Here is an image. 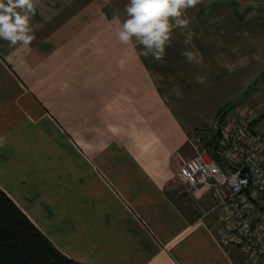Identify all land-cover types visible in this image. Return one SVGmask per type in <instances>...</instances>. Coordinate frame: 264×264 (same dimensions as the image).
Wrapping results in <instances>:
<instances>
[{
    "label": "crops",
    "instance_id": "1",
    "mask_svg": "<svg viewBox=\"0 0 264 264\" xmlns=\"http://www.w3.org/2000/svg\"><path fill=\"white\" fill-rule=\"evenodd\" d=\"M127 4L34 0L31 43L0 39V187L82 263L264 264L220 241L223 194L176 159L224 108L264 133V0H201L160 60L119 41Z\"/></svg>",
    "mask_w": 264,
    "mask_h": 264
},
{
    "label": "built area",
    "instance_id": "2",
    "mask_svg": "<svg viewBox=\"0 0 264 264\" xmlns=\"http://www.w3.org/2000/svg\"><path fill=\"white\" fill-rule=\"evenodd\" d=\"M196 138L191 139L192 155L176 154L181 181L189 188L208 186L222 193L220 241L241 246L253 259L264 257V209L252 203L260 196L264 205V149L252 143L254 138L264 143V133L253 134L249 122L240 120L222 131L213 149Z\"/></svg>",
    "mask_w": 264,
    "mask_h": 264
},
{
    "label": "clouds",
    "instance_id": "3",
    "mask_svg": "<svg viewBox=\"0 0 264 264\" xmlns=\"http://www.w3.org/2000/svg\"><path fill=\"white\" fill-rule=\"evenodd\" d=\"M201 0H128L125 7L127 19L118 29V39L122 44L135 41L143 49L142 55H151L160 60L166 47L171 46L175 28L183 30L190 21L185 18L187 10ZM34 11V0H0V39L15 45H28L34 39L30 34L29 13ZM189 33L184 40L185 47L191 44ZM191 62L195 58L192 51L182 53ZM4 137H0L3 147Z\"/></svg>",
    "mask_w": 264,
    "mask_h": 264
},
{
    "label": "trees",
    "instance_id": "4",
    "mask_svg": "<svg viewBox=\"0 0 264 264\" xmlns=\"http://www.w3.org/2000/svg\"><path fill=\"white\" fill-rule=\"evenodd\" d=\"M0 264H87L63 254L0 187Z\"/></svg>",
    "mask_w": 264,
    "mask_h": 264
},
{
    "label": "rangeland",
    "instance_id": "5",
    "mask_svg": "<svg viewBox=\"0 0 264 264\" xmlns=\"http://www.w3.org/2000/svg\"><path fill=\"white\" fill-rule=\"evenodd\" d=\"M232 120L233 119H231V118H227L228 124H231ZM229 126L230 125H226L225 123H222V121L217 126L216 122H215V127H213L212 130H210L208 132L204 131V129L203 130H197L193 134H191L190 139L197 137L196 138L197 142L202 143L204 145V147H206V148L213 149L214 146H216V145H214L216 143V140H218L219 138H222V131L226 130ZM199 134L203 135L202 139L200 137H198ZM217 148L218 147H216V149ZM213 154L215 157L219 158L220 154L217 151L213 152ZM174 186L179 187V189L183 188L181 183H180V180L177 181V183H175ZM253 200L255 201V203L257 204V206L259 208L263 207V209H264V205H263V202H262L260 196H257V198H255ZM244 253H245V255H247L246 252H244Z\"/></svg>",
    "mask_w": 264,
    "mask_h": 264
},
{
    "label": "water",
    "instance_id": "6",
    "mask_svg": "<svg viewBox=\"0 0 264 264\" xmlns=\"http://www.w3.org/2000/svg\"><path fill=\"white\" fill-rule=\"evenodd\" d=\"M226 110H227V108H224V109L222 110V112H221L219 118H218L217 121H216V125H217V126L219 125V123H220L222 117L224 116Z\"/></svg>",
    "mask_w": 264,
    "mask_h": 264
}]
</instances>
